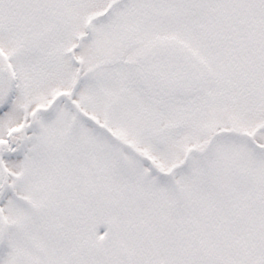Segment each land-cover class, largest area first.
<instances>
[{
  "label": "snow or ice",
  "instance_id": "6c2138e0",
  "mask_svg": "<svg viewBox=\"0 0 264 264\" xmlns=\"http://www.w3.org/2000/svg\"><path fill=\"white\" fill-rule=\"evenodd\" d=\"M0 264H264V0H0Z\"/></svg>",
  "mask_w": 264,
  "mask_h": 264
}]
</instances>
